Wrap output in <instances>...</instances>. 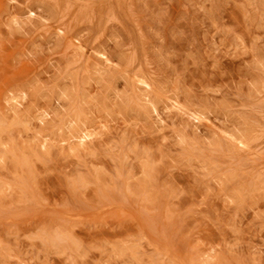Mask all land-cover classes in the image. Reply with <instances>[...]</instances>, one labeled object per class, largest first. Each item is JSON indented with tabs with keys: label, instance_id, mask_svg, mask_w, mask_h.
Segmentation results:
<instances>
[{
	"label": "rangeland",
	"instance_id": "374dc122",
	"mask_svg": "<svg viewBox=\"0 0 264 264\" xmlns=\"http://www.w3.org/2000/svg\"><path fill=\"white\" fill-rule=\"evenodd\" d=\"M0 264H264V0H0Z\"/></svg>",
	"mask_w": 264,
	"mask_h": 264
}]
</instances>
